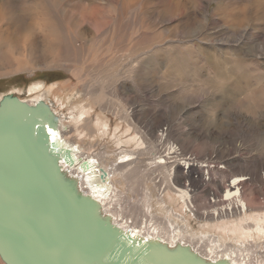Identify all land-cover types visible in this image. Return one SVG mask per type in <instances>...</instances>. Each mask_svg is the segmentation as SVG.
Wrapping results in <instances>:
<instances>
[{
    "label": "rangeland",
    "instance_id": "374dc122",
    "mask_svg": "<svg viewBox=\"0 0 264 264\" xmlns=\"http://www.w3.org/2000/svg\"><path fill=\"white\" fill-rule=\"evenodd\" d=\"M39 82L101 95L111 127H139L146 162L175 147L174 180L200 212L223 207L236 177L264 212V0H0V96L28 99ZM95 140L90 151L114 148Z\"/></svg>",
    "mask_w": 264,
    "mask_h": 264
},
{
    "label": "bare ground",
    "instance_id": "6f19581e",
    "mask_svg": "<svg viewBox=\"0 0 264 264\" xmlns=\"http://www.w3.org/2000/svg\"><path fill=\"white\" fill-rule=\"evenodd\" d=\"M63 36V33L58 35L60 39ZM42 87L41 82L33 84L28 89V99L8 92L1 94L0 101L5 97H17L31 107L48 110V119L44 122L60 176L79 197L95 204L105 222L131 236V240L138 245L144 243L157 249L187 250L207 264H264V212H249L250 206L242 198L238 187L243 178H234L229 184L230 188L225 189L222 201L227 202L223 207L205 208L200 212L189 187L179 179L174 180L176 160L169 155L176 153L175 147H169L166 159L161 158L159 153L160 160L146 162L140 155L154 153V150L149 152L140 148L144 141L139 127H135L129 118H125V129L120 124L111 127L110 120L104 114L107 110L104 109L101 95L95 97L87 88L84 89L87 92H81V88L74 90L75 94L67 92L66 98H63L53 86L45 91ZM52 99H56L60 108ZM87 99H94L93 105L85 104ZM109 136L114 143L111 151L108 152L105 147L101 151H90L95 138L100 142L101 138ZM132 146L133 149H128ZM169 158L173 161L168 162ZM169 163L170 169L167 167L166 175L158 180L153 168ZM181 177L182 180H189V176ZM137 180H144V184L149 183L150 187H143L142 181L138 183L142 187L136 190ZM129 184H132V191L127 190ZM129 192H136L141 197L138 211L133 210L137 206L134 207L135 200H131ZM57 199L61 200V195H57ZM65 207L72 209L68 205ZM192 220H197L196 224L191 223ZM194 226L199 231H193ZM205 229H212L213 232ZM76 238L74 236L71 240L77 243ZM78 241L83 247L82 239ZM0 259L7 264L1 254Z\"/></svg>",
    "mask_w": 264,
    "mask_h": 264
},
{
    "label": "water",
    "instance_id": "95a60500",
    "mask_svg": "<svg viewBox=\"0 0 264 264\" xmlns=\"http://www.w3.org/2000/svg\"><path fill=\"white\" fill-rule=\"evenodd\" d=\"M47 113L17 97L0 101V254L7 264H207L187 250L138 245L105 222L60 176Z\"/></svg>",
    "mask_w": 264,
    "mask_h": 264
}]
</instances>
